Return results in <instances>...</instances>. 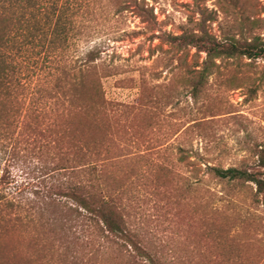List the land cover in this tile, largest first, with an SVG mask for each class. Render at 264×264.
I'll list each match as a JSON object with an SVG mask.
<instances>
[{
	"label": "trees",
	"instance_id": "16d2710c",
	"mask_svg": "<svg viewBox=\"0 0 264 264\" xmlns=\"http://www.w3.org/2000/svg\"><path fill=\"white\" fill-rule=\"evenodd\" d=\"M132 2L0 0V264H99L93 249L101 247L122 252L121 264H167L130 226L120 200L101 184L111 148L130 128L120 124L118 103L105 97L101 79L110 73L97 61L100 51L89 47L77 56L63 55L70 42H87L99 31L96 24L104 13H119ZM198 13L195 29L161 37L176 49L204 52L193 94L220 70L217 60L264 55L263 37L247 35L244 20L237 33L221 38L206 25L214 17ZM44 57L54 59L47 68L41 63ZM256 154L264 167V148ZM31 161L45 179L42 189L24 194L12 183L10 170L24 169ZM203 174L224 183V194L232 201L249 186L251 205L264 211V169L207 164ZM150 181L169 220L195 233L192 219L198 213L200 221L206 220L205 205L191 211L181 193L188 190L177 184L168 166L157 165ZM204 233L201 226L202 237Z\"/></svg>",
	"mask_w": 264,
	"mask_h": 264
},
{
	"label": "rangeland",
	"instance_id": "374dc122",
	"mask_svg": "<svg viewBox=\"0 0 264 264\" xmlns=\"http://www.w3.org/2000/svg\"><path fill=\"white\" fill-rule=\"evenodd\" d=\"M199 11L214 17L206 25L218 37L237 33L244 20L247 35L264 39V0H133L119 13H104L99 31L87 42H70L63 55L96 47L97 61L110 73L101 79L105 97L118 103L120 124L130 130L111 148L101 184L120 200L130 226L167 264H264V211L251 205L250 187L232 201L224 183L203 174L207 164L264 169L256 154L264 148V55L217 60L220 70L193 94L204 52L176 49L161 37L195 29ZM51 60L41 63L47 68ZM181 153L188 158L180 160ZM160 164L188 190L181 193L192 212L205 205L206 220L198 213L192 219L195 233L176 227L154 194L150 176ZM10 171L24 194L42 189L36 162ZM93 253L99 264H121L124 257L111 247Z\"/></svg>",
	"mask_w": 264,
	"mask_h": 264
}]
</instances>
